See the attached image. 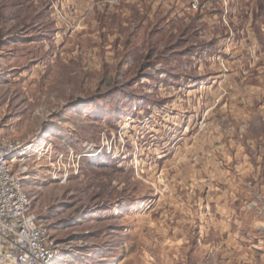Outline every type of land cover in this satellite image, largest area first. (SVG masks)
Instances as JSON below:
<instances>
[{"label": "rangeland", "instance_id": "rangeland-1", "mask_svg": "<svg viewBox=\"0 0 264 264\" xmlns=\"http://www.w3.org/2000/svg\"><path fill=\"white\" fill-rule=\"evenodd\" d=\"M244 1L0 0V135L33 145L17 166L53 264H264Z\"/></svg>", "mask_w": 264, "mask_h": 264}, {"label": "built area", "instance_id": "built-area-1", "mask_svg": "<svg viewBox=\"0 0 264 264\" xmlns=\"http://www.w3.org/2000/svg\"><path fill=\"white\" fill-rule=\"evenodd\" d=\"M198 0L193 7L197 8ZM30 141L0 135V264H53L60 250L33 210L17 165Z\"/></svg>", "mask_w": 264, "mask_h": 264}, {"label": "crops", "instance_id": "crops-1", "mask_svg": "<svg viewBox=\"0 0 264 264\" xmlns=\"http://www.w3.org/2000/svg\"><path fill=\"white\" fill-rule=\"evenodd\" d=\"M244 2H249V0H245ZM244 10H250V14L248 15V18L246 15H244V19H246L247 24L249 25L250 28H247L246 31H264V23H260V18H258L261 14V12H263V7L262 5H258V0H252L251 4H250V8H244L242 7L240 9V12H238L239 16L237 17L236 15L233 16V18H236V20H241L242 16V12ZM257 14V15H256ZM240 15L242 17H240ZM258 28V29H257ZM245 31V30H243ZM257 36V35H255ZM254 49H259V50H264V44L263 45H258L257 47H255Z\"/></svg>", "mask_w": 264, "mask_h": 264}, {"label": "bare ground", "instance_id": "bare-ground-1", "mask_svg": "<svg viewBox=\"0 0 264 264\" xmlns=\"http://www.w3.org/2000/svg\"><path fill=\"white\" fill-rule=\"evenodd\" d=\"M33 144V143H32ZM33 145H31V143H30V145L24 150V152H23V154H28V153H30V151H29V149H32L31 147H32ZM28 151V152H27ZM59 255V254H58ZM56 256V259L55 260H57L58 258H59V256Z\"/></svg>", "mask_w": 264, "mask_h": 264}]
</instances>
